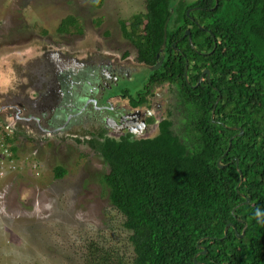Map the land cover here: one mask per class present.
Returning a JSON list of instances; mask_svg holds the SVG:
<instances>
[{"label": "trees", "instance_id": "16d2710c", "mask_svg": "<svg viewBox=\"0 0 264 264\" xmlns=\"http://www.w3.org/2000/svg\"><path fill=\"white\" fill-rule=\"evenodd\" d=\"M165 5L164 0H144L142 12L119 22L122 36L146 62L154 60L160 45V32L152 47L149 41L157 22L161 29ZM201 14L219 42L206 59L218 90L208 94L199 87L195 93L204 104V115L195 123L202 133L199 145L189 153L175 147L188 166L167 180L150 159L122 150L119 164L103 181L126 231L129 256L90 242L83 264H264V0H218L214 9ZM68 24L75 26L71 14L57 29L67 31ZM178 71L181 75L182 69ZM211 110L220 123L210 122ZM227 126L241 128V135ZM90 145L99 152L107 149L96 140ZM125 145L130 144L123 149ZM55 173L62 170L56 167ZM124 174L133 180L131 193ZM226 223L232 226L222 237ZM243 226V235L236 237Z\"/></svg>", "mask_w": 264, "mask_h": 264}, {"label": "rangeland", "instance_id": "374dc122", "mask_svg": "<svg viewBox=\"0 0 264 264\" xmlns=\"http://www.w3.org/2000/svg\"><path fill=\"white\" fill-rule=\"evenodd\" d=\"M143 10L144 0H0V103L17 101L24 105L25 114L37 113L27 99H36V92L44 97L50 93L51 79L44 84L43 77L57 72L58 64L102 57L120 61V55L133 47L122 36L119 22ZM68 14L75 18V26L58 30ZM139 79L144 82L143 77ZM174 100L164 103L165 109ZM178 121L174 115L173 128ZM80 124L43 132L35 139L24 138L20 129L15 132V170L0 177V264H83L90 242L111 247L127 258L126 231L109 203L104 174L119 164L122 150L150 159L163 180L176 178L188 166L170 147L144 153L149 149L144 151L141 144L153 148L152 140L124 149L107 143L99 155L84 142V134L97 126ZM154 129L152 124L131 137H152ZM107 132L104 129L107 136L119 135ZM189 143L194 149L188 152L199 145ZM56 167L62 170L60 175ZM122 179L131 193L133 180L128 174Z\"/></svg>", "mask_w": 264, "mask_h": 264}, {"label": "flooded vegetation", "instance_id": "af4514ba", "mask_svg": "<svg viewBox=\"0 0 264 264\" xmlns=\"http://www.w3.org/2000/svg\"><path fill=\"white\" fill-rule=\"evenodd\" d=\"M164 2L163 13L166 15L161 29L158 30L157 22L149 41L152 47L160 32L161 42L152 62L139 57L138 50L128 40L133 49L130 53L128 50L122 53L120 61L104 60L107 57H102L98 61L94 58L93 61L79 63L72 59L68 65L58 64L57 72L44 75V84L51 79L48 85L50 93L44 97L36 92V99H27L37 113L25 114L24 105L17 101L0 103V113L7 119L4 122L11 129L12 142L15 132L20 130L18 133L24 138L35 139L43 132L51 134L58 132L60 127L81 125L84 121L98 128L84 134V142L99 155L102 153L93 148L90 141H99L103 149L107 143L123 146L124 143L138 144V141L152 140L153 148L148 143L141 144L144 151L146 147L149 149L150 154L167 151L169 147L174 150L179 146L187 153V150H193L189 142L202 137L196 122L204 115V104L195 99L196 90L200 87L208 94L218 90L212 82L213 75L206 59L219 38L210 33L204 16L197 14L214 9L218 0H212L211 4L208 0ZM210 44L212 47L209 49ZM154 65L157 68L152 69ZM178 69H182L181 75ZM141 77L144 78L143 83L139 82ZM170 99L175 100L165 109L164 103ZM212 113L213 110L209 120L213 123ZM174 115L179 117L176 131L172 124ZM152 124L156 131L154 136L140 139L131 137L130 129L142 133ZM227 127L232 130L238 128ZM103 128L111 133H119L118 137L105 135ZM18 137L21 135L18 134Z\"/></svg>", "mask_w": 264, "mask_h": 264}, {"label": "built area", "instance_id": "2783aa9c", "mask_svg": "<svg viewBox=\"0 0 264 264\" xmlns=\"http://www.w3.org/2000/svg\"><path fill=\"white\" fill-rule=\"evenodd\" d=\"M11 129L4 121L0 120V177L6 172H12L15 170L13 164V150L12 139H11Z\"/></svg>", "mask_w": 264, "mask_h": 264}, {"label": "water", "instance_id": "95a60500", "mask_svg": "<svg viewBox=\"0 0 264 264\" xmlns=\"http://www.w3.org/2000/svg\"><path fill=\"white\" fill-rule=\"evenodd\" d=\"M186 33H188L187 31H186ZM162 45H163V43H162ZM153 68H157V65H154L153 67H152V69ZM0 118L3 120V121H6L7 119H6V117L5 116H3L1 113H0ZM238 129V133H237V135H241V133H242V129L241 128H237ZM129 132L130 133H133V130H129ZM230 139H231V137L228 139V144H227V149H228V147H229V144H230ZM227 149L225 150V152L227 151ZM224 152V153H225ZM235 165H236V160H235ZM217 167H221V164H218V162H217ZM237 172H238V175H239V180H241V174H240V171L237 169ZM244 203H248V199L246 198L245 200H244ZM234 209V208H233ZM233 209L231 210V213H232V211H233ZM229 226H232L230 223H226L225 224V226H224V228H223V236L222 237H224L225 236V233H226V230H227V227H229ZM244 228H245V226H243V228L241 229V231H240V233H235V236L236 237H241L242 235H243V233H244ZM198 248H201V250L198 252V253H202V254H204L205 253V249L202 247V246H200L199 244H197L196 245ZM197 253V254H198Z\"/></svg>", "mask_w": 264, "mask_h": 264}]
</instances>
